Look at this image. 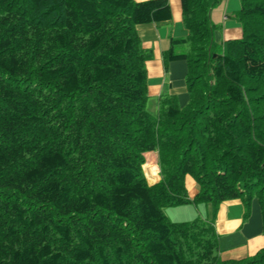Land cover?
I'll list each match as a JSON object with an SVG mask.
<instances>
[{"label": "trees", "instance_id": "obj_1", "mask_svg": "<svg viewBox=\"0 0 264 264\" xmlns=\"http://www.w3.org/2000/svg\"><path fill=\"white\" fill-rule=\"evenodd\" d=\"M216 1L182 0L189 34L163 60L187 61L189 98L152 112L137 25L171 19L168 0H0V264H264V247L222 259L214 225L257 198L264 234V0L221 45ZM187 203L210 213L168 218Z\"/></svg>", "mask_w": 264, "mask_h": 264}, {"label": "crops", "instance_id": "obj_2", "mask_svg": "<svg viewBox=\"0 0 264 264\" xmlns=\"http://www.w3.org/2000/svg\"><path fill=\"white\" fill-rule=\"evenodd\" d=\"M168 1L172 11L171 19L137 25L142 46L151 54L146 61L147 91L148 102L156 111L159 99L163 95H175L181 106L185 105L189 98L186 82L187 61L174 60L165 67L163 60V51L170 46L171 38H184L189 34V30L183 21L182 0ZM240 8L241 0H217L212 6L210 16L211 21L215 24L213 39L218 45L229 39L242 36L241 23L234 17ZM183 48V45L179 47V49ZM155 110L153 112H156ZM144 155L146 162L149 155L155 161L157 165L145 163L151 168L154 167L153 170L158 174L160 169L157 163V152L149 151ZM157 178V180H150L149 183L157 182L161 178L160 173ZM185 184L189 198L193 199L199 191L196 181L192 176L186 175ZM195 205L197 206V204ZM198 205H201L198 209H200V214L204 215L203 217L209 215L210 205ZM183 213L188 215L183 216ZM197 214L192 206L186 210L173 211V216H182L186 219L197 218ZM214 225L218 234L219 254L222 259L242 260L251 258L264 247L262 212L257 198L252 199L249 213H246L245 204L240 198L221 202L216 212Z\"/></svg>", "mask_w": 264, "mask_h": 264}, {"label": "rangeland", "instance_id": "obj_3", "mask_svg": "<svg viewBox=\"0 0 264 264\" xmlns=\"http://www.w3.org/2000/svg\"><path fill=\"white\" fill-rule=\"evenodd\" d=\"M147 109L148 110H150V111H154L155 109L151 106V103L150 102H148L147 103ZM156 111V110H155ZM145 161H146V159H145ZM149 163H151V164H153V165H155L156 163L154 162V161H150ZM157 165V164H156ZM150 167V166H149ZM144 168V173H145V176H146V179H147V181L148 182H151L150 181V179H149V176H148V174H147V172H146V169H145V167H143ZM151 168V167H150ZM151 169H155V168H151ZM155 171V170H154ZM157 176H158V174L156 175V178L154 179V180H157L158 178H157ZM202 204V206H205V203H201ZM189 206L191 207L192 206V208H194L195 209V211L198 213L196 216L197 217H203L204 215L203 214H200V209H198V208H200L201 207V205H198L197 204V206L195 205V204H182V205H174V206H168V207H165V213H166V215L168 216V218L171 220V221H188V220H192V219H194L195 217H192L191 219H186V218H183L182 216H173V211L174 210H186L187 208H189ZM182 212V211H181ZM186 215H188V214H185V213H183V216H186ZM179 217V218H178Z\"/></svg>", "mask_w": 264, "mask_h": 264}, {"label": "bare ground", "instance_id": "obj_4", "mask_svg": "<svg viewBox=\"0 0 264 264\" xmlns=\"http://www.w3.org/2000/svg\"><path fill=\"white\" fill-rule=\"evenodd\" d=\"M145 169H146V172L150 178V180H154L156 178V173L155 171H153L149 165L145 164ZM159 174V173H158Z\"/></svg>", "mask_w": 264, "mask_h": 264}]
</instances>
